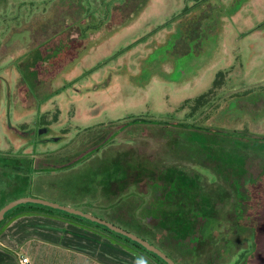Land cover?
Returning <instances> with one entry per match:
<instances>
[{
    "label": "rangeland",
    "instance_id": "374dc122",
    "mask_svg": "<svg viewBox=\"0 0 264 264\" xmlns=\"http://www.w3.org/2000/svg\"><path fill=\"white\" fill-rule=\"evenodd\" d=\"M218 81L211 107L186 121L183 105ZM0 155L34 159L15 163L28 178L11 170L14 190L0 169V204L75 208L157 239L181 264L252 251L246 264H263L264 0H0ZM75 230L32 264H145Z\"/></svg>",
    "mask_w": 264,
    "mask_h": 264
},
{
    "label": "trees",
    "instance_id": "16d2710c",
    "mask_svg": "<svg viewBox=\"0 0 264 264\" xmlns=\"http://www.w3.org/2000/svg\"><path fill=\"white\" fill-rule=\"evenodd\" d=\"M219 81L215 84V88L213 90H211L208 94L198 98L196 101H194L193 103L191 102H186L182 109H190V112L188 114V118L186 119V121L188 119H192L193 116H196L197 113H203L206 111L207 108H210L211 105L210 104L211 100L215 97V89H217L218 85H219ZM197 113L196 111L198 109H200ZM202 114H200L199 116H201ZM185 121V122H186ZM142 122H147L143 119H134L133 124H140ZM150 124H157V125H169L168 121H153V122H149ZM193 122L192 124H189L191 126H194ZM39 124L42 125V127L44 126V129H42L41 133H45L47 131L46 126H48L50 123H48V121H45V119H41V121L39 120ZM181 125H188V123H182ZM26 127V126H25ZM202 130H210V128H200ZM25 134L28 135V133L25 132V129L23 128V130ZM219 131V130H216ZM22 133V134H24ZM226 133H230L228 131H226ZM232 134V133H231ZM234 134L236 135H241V136H245L246 138H249V136L247 137L246 132H240V131H234ZM18 135V134H16ZM101 145V144H100ZM100 145H98L95 149L89 150L87 154L93 153L94 151H96L97 149H99ZM1 156V155H0ZM85 156H81L80 158H84ZM21 158H24L23 160H21ZM11 157L8 155H2L0 157V169H3L5 172H7V169H10L8 172V175L6 176V178L8 177L9 180L13 181L14 183L13 186H11V188H8L9 190H14L18 188V181L15 182V180L17 179L16 177L14 178L11 174V170H16L17 172H21L22 173V180H26L27 177V173L28 170L25 169L22 165H17L15 164L16 162L19 161V159L22 162H27L29 167H32L34 165V159H29L28 157ZM80 158H78L77 160H79ZM76 160V161H77ZM14 161V162H12ZM73 164V163H72ZM70 165H65L63 167H59V168H68ZM57 168V167H56ZM38 170H41L39 168H37ZM19 170V171H18ZM43 170V169H42ZM13 178H12V177ZM241 189V188H239ZM235 201L233 200L234 204L237 205V207L241 204L238 200L241 199V196L243 195L242 192H239V190L237 189V191L235 192ZM245 195V194H244ZM248 198V197H247ZM17 199V197H13V198H5L2 199L3 201L0 204V210L7 205L8 203H10L11 201ZM244 199V197H243ZM249 201V200H248ZM234 205V206H235ZM240 207V206H239ZM238 211V209H236ZM24 216H45L48 218H53V219H58V220H63L69 224H73L75 226H78L80 228L85 229L86 231L92 232L94 234H97L99 236H101L102 238L106 239L109 243H111L112 245L114 244L115 246L118 245L120 246L122 249H124L126 252L134 255L136 258L140 259L143 263L145 264H168L167 262H165V260H163L161 257H159L158 255H156L155 253L149 252L148 250H146L143 246H141L139 243H137L136 241L124 236L123 234L117 233L116 231L108 228L107 226L103 225V224H99L97 222L82 218L81 216L78 215H73L70 214L68 212L62 211L60 209H55L49 206H45V205H41V204H34V203H25V204H21L18 205L14 208H12L11 210H9L4 218L0 221V230L6 226L10 221H13L14 219L20 218V217H24ZM241 220V219H240ZM236 229V228H235ZM135 234V233H134ZM140 234V233H138ZM136 234V235H138ZM141 235V236H140ZM138 235L139 237L143 238V239H148L149 242L153 245H155L156 247H158L159 249H161L164 253H166L171 259H173L177 264H181L179 262V260L176 258L174 251H168L164 245H162L157 239L155 240L154 238H152L151 236H145L143 234ZM143 236V237H142ZM264 236V234H263ZM145 239V240H146ZM253 241V247H256V244L254 243L255 239H252ZM168 252V253H167ZM143 253L145 254V259L141 258ZM255 251H252L251 254H247V253H243L240 261H238L237 264H246L247 261H245L247 255H256ZM171 256H170V255ZM249 257V256H248ZM245 259V260H244ZM179 263H178V262ZM264 264V262H263Z\"/></svg>",
    "mask_w": 264,
    "mask_h": 264
},
{
    "label": "crops",
    "instance_id": "0c3cea01",
    "mask_svg": "<svg viewBox=\"0 0 264 264\" xmlns=\"http://www.w3.org/2000/svg\"><path fill=\"white\" fill-rule=\"evenodd\" d=\"M24 219H26V220L30 219L32 221H35V220H46V221L47 220H49V221L53 220L54 222L63 224L62 228L60 227L63 231H61L60 234H57L54 231V229L49 230L47 228V226H45V225L44 226L46 227V230L44 231L45 228L40 226L44 223H41V222H31V224H33V223H41V224H39L37 226L35 225L36 227H34V230L30 231V230L24 229L23 226L25 224H21L22 222H19V221H22ZM70 226L72 228L76 229L75 231H86L83 228H80V227L75 226L73 224H69L63 220L48 218L45 216H24V217L14 219L13 221H10L6 226H4L0 230V264H21L20 260L22 257H28V258L30 256L36 257L40 254L39 253L40 251H43L46 249L49 251V249H50L49 246H52L54 243L55 244L52 247L56 246V244H58L59 240L66 242L67 239H66V237L63 236V234H70L68 231V227H70ZM72 232H74V231H72ZM13 239L14 240L21 239L22 241L24 240V242L14 245L11 243V241L14 242ZM12 245H14V246H12ZM43 245H45V246H43ZM21 249H22L23 254L18 252V250H21ZM16 258L19 259L18 262L16 261ZM31 264H32V262H31ZM37 264H61V263H57V262L49 260V261H42V262L39 261V263H37ZM67 264H81V263L69 261Z\"/></svg>",
    "mask_w": 264,
    "mask_h": 264
},
{
    "label": "water",
    "instance_id": "95a60500",
    "mask_svg": "<svg viewBox=\"0 0 264 264\" xmlns=\"http://www.w3.org/2000/svg\"><path fill=\"white\" fill-rule=\"evenodd\" d=\"M25 203H34V204H41V205L49 206V207H52V208H55V209H60L62 211L68 212V213L73 214V215L81 216L82 218L97 222L99 224H103V225L107 226L108 228L116 231L117 233L123 234L124 236L136 241L137 243H139L141 246H143L149 252L155 253L156 255L161 257L168 264H177L173 259H171L161 249H159L155 245L151 244L147 240L139 237L138 235H136L134 233L126 231L123 228H121L119 226H116L115 224H113L111 222H108L106 220L100 219V218H98L96 216H93L91 214L84 213V212H82L80 210H77L75 208L66 207V206H63V205H60V204H56V203H53V202H50V201L42 200V199H39V198L22 197V198H19V199L11 201L10 203L5 205L0 210V221L4 218L5 214L9 210H11L12 208H14V207H16L18 205L25 204Z\"/></svg>",
    "mask_w": 264,
    "mask_h": 264
},
{
    "label": "built area",
    "instance_id": "2783aa9c",
    "mask_svg": "<svg viewBox=\"0 0 264 264\" xmlns=\"http://www.w3.org/2000/svg\"><path fill=\"white\" fill-rule=\"evenodd\" d=\"M21 264H31V261L28 257H22L20 260Z\"/></svg>",
    "mask_w": 264,
    "mask_h": 264
},
{
    "label": "flooded vegetation",
    "instance_id": "af4514ba",
    "mask_svg": "<svg viewBox=\"0 0 264 264\" xmlns=\"http://www.w3.org/2000/svg\"><path fill=\"white\" fill-rule=\"evenodd\" d=\"M42 131V130H41Z\"/></svg>",
    "mask_w": 264,
    "mask_h": 264
}]
</instances>
